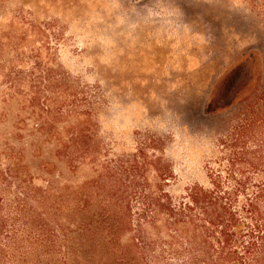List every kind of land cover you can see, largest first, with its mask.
Masks as SVG:
<instances>
[{
  "label": "rangeland",
  "instance_id": "rangeland-1",
  "mask_svg": "<svg viewBox=\"0 0 264 264\" xmlns=\"http://www.w3.org/2000/svg\"><path fill=\"white\" fill-rule=\"evenodd\" d=\"M236 70L260 73L264 86V9L243 0H0V151L7 142L23 151L35 176L81 185L92 169L70 171L58 143L78 120L67 112L69 99L84 92L97 103L78 105L91 107L81 119L96 123L113 153L133 154L139 135L165 139L176 173L168 190L178 197L194 183H208L212 141L231 129L240 108L208 112L207 105L219 80ZM8 72L28 75L22 94L12 98L2 92ZM48 74L67 75L69 86L56 80L45 87ZM36 90L39 102L62 105L63 115L44 133L28 105Z\"/></svg>",
  "mask_w": 264,
  "mask_h": 264
},
{
  "label": "trees",
  "instance_id": "trees-1",
  "mask_svg": "<svg viewBox=\"0 0 264 264\" xmlns=\"http://www.w3.org/2000/svg\"><path fill=\"white\" fill-rule=\"evenodd\" d=\"M243 1L264 9V0ZM239 70L219 80L207 105L208 112L240 108L231 129L212 141L208 183H194L178 197L168 190L176 173L165 139L139 135L133 154L113 153L96 123L81 119L91 107L78 105L97 103L84 92L69 99L67 112L78 120L58 143L70 171L92 169L81 185L35 176L23 151L6 142L0 151V264H264V86L260 73ZM69 79L48 74L43 81L67 87ZM26 80L2 74L9 84L3 95L22 94ZM220 85L227 91L220 93ZM35 92L28 99L34 126L48 132L62 105L51 108L52 99L41 103ZM50 164L44 165L48 173Z\"/></svg>",
  "mask_w": 264,
  "mask_h": 264
}]
</instances>
